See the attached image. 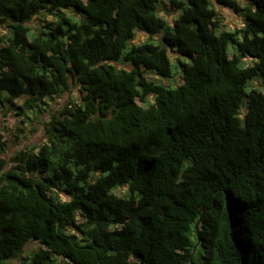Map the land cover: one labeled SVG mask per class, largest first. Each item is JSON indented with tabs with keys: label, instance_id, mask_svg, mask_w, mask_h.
I'll return each instance as SVG.
<instances>
[{
	"label": "trees",
	"instance_id": "16d2710c",
	"mask_svg": "<svg viewBox=\"0 0 264 264\" xmlns=\"http://www.w3.org/2000/svg\"><path fill=\"white\" fill-rule=\"evenodd\" d=\"M166 1L0 0V109L79 91L39 147L0 128V264H264V0Z\"/></svg>",
	"mask_w": 264,
	"mask_h": 264
},
{
	"label": "rangeland",
	"instance_id": "374dc122",
	"mask_svg": "<svg viewBox=\"0 0 264 264\" xmlns=\"http://www.w3.org/2000/svg\"><path fill=\"white\" fill-rule=\"evenodd\" d=\"M241 3V6L243 7L245 5L244 0H239ZM164 4L167 7V1L161 0L160 9H161V15L165 19H169L170 21L174 18H177L179 14H173L172 12L166 13L165 11H162L164 9ZM217 10L220 12L221 21H222V29L224 31L228 32H234L236 30H240L244 27V18L240 16L239 13L232 9L219 7ZM71 14V11L68 12ZM43 21L38 20L37 18L34 19L30 25L34 26L35 28L41 29L44 25H46L47 21H52V17H42ZM6 33L5 29H0V36L4 35ZM147 41V37H145L143 34L139 33L134 40L136 43H144ZM157 43V42H156ZM169 55L171 57V61L173 65H177L180 62H189L188 59L178 56L176 54H173L172 52H169ZM244 61L250 64L251 59L245 58ZM173 72L175 75L178 74V71L173 68ZM159 84H166L167 81L162 82V80H156ZM172 88L176 87V83L172 82L171 84ZM249 88H257L261 90L264 93V79L257 78L253 80ZM79 95L78 87H72L70 92H67L63 95L61 99H57L53 102H51V106L43 111L42 109L35 111L34 113H26L19 115V112L12 106H7L5 109H0V128L2 135L6 138L8 141V147L6 152L3 154L6 159H10L13 157V155L21 150L24 146H30V147H39L43 143L46 142L47 136L45 135V128L46 124L50 119V115L53 112H58L68 101H70L73 97L77 98ZM72 99V100H73ZM151 99V98H150ZM20 104V102H18ZM37 112V113H36ZM41 113V114H38ZM26 116H29V119L26 118ZM117 195H126V188H120L115 191ZM63 200H66L65 196H62ZM38 245L32 244L23 254V256H28L31 251L34 248H38ZM22 258L18 260H11L10 264H21Z\"/></svg>",
	"mask_w": 264,
	"mask_h": 264
}]
</instances>
